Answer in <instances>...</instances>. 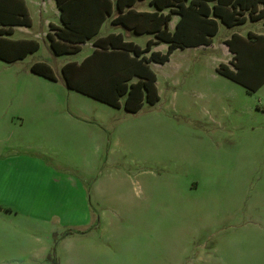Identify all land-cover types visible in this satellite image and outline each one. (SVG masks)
<instances>
[{
	"label": "rangeland",
	"instance_id": "rangeland-1",
	"mask_svg": "<svg viewBox=\"0 0 264 264\" xmlns=\"http://www.w3.org/2000/svg\"><path fill=\"white\" fill-rule=\"evenodd\" d=\"M24 2L30 27H18L8 38L33 39L38 49L13 64L0 61V104L8 114L25 115L48 180L86 186L96 176L102 199L99 206L93 203L98 230L114 242V250H85L80 259L72 250L69 264H264V84L247 93L217 72L221 63L230 66L221 41L232 29L219 21L211 47L178 49L163 64L151 62L159 100L131 113L65 87L61 65L80 62L91 44L53 54L44 35L47 22L59 24L53 1ZM236 31L264 34V23L249 20ZM108 32L140 47L150 37L126 36L107 22L98 36ZM166 48L160 44L155 50ZM32 61L45 62L54 81L31 73ZM46 127L49 136L42 135ZM194 181L199 187L188 196L176 190ZM145 191L157 196L151 201L160 209L139 219ZM43 193L49 230L55 231L51 249L18 250L19 263L63 264L58 242L66 228L55 224L53 216L60 213L44 188ZM127 232L143 233L140 247L123 249L127 240L120 234Z\"/></svg>",
	"mask_w": 264,
	"mask_h": 264
},
{
	"label": "trees",
	"instance_id": "trees-1",
	"mask_svg": "<svg viewBox=\"0 0 264 264\" xmlns=\"http://www.w3.org/2000/svg\"><path fill=\"white\" fill-rule=\"evenodd\" d=\"M137 1L54 0L60 25L50 24L51 32L45 34L50 51L55 55L74 53L86 41L93 47L80 62L61 65L65 87L111 107L137 112L144 102L155 104L159 100L151 62L165 63L176 48L211 44L218 32L217 19L231 27L243 23L246 14L253 21L264 17V0H149L154 7L150 12L135 10ZM173 15L179 19L170 30ZM107 18L134 35H153L154 40L148 39L140 47L124 40L120 33L97 36ZM30 24L23 0H0V60L12 62L37 50L38 43L33 39L6 38L13 26ZM159 43L167 45L165 52L153 50V45ZM226 45L235 53L231 61L234 69L221 63L217 72L239 83L248 93L255 92L264 84V36L250 32L242 38L233 34ZM28 69L44 79H55L43 61L31 63Z\"/></svg>",
	"mask_w": 264,
	"mask_h": 264
},
{
	"label": "crops",
	"instance_id": "crops-1",
	"mask_svg": "<svg viewBox=\"0 0 264 264\" xmlns=\"http://www.w3.org/2000/svg\"><path fill=\"white\" fill-rule=\"evenodd\" d=\"M51 1L54 3V0ZM110 1L112 3L114 0ZM148 1L149 0H139L135 2L133 8L137 11H154V7L150 6ZM261 7L262 6L260 5L259 8ZM248 16L249 15L246 14V20L241 24H245L250 20ZM178 19V15H173L169 23L170 30L174 29ZM217 21L219 23L218 19ZM250 21H262L264 23V17L259 20ZM106 22L112 26L124 29L120 25L111 24L110 18H107L102 24ZM46 24L48 27L47 32H51L49 28L50 24L53 26L60 25V23L55 25L50 22H47ZM241 24H235L229 27L232 30L221 41L225 56L227 57L226 60L230 64L231 67H229L231 69H234L231 61L233 60L235 53L229 50L226 41L231 39L233 34L242 38H247L250 32L264 36L262 33H256L253 31H247L245 34L237 32L236 29ZM18 27L25 28L27 26H13L12 32L9 35H6V38H8V36H10ZM125 31L127 33L126 36L132 34L127 30ZM46 33H44V35ZM147 35L150 36L148 39L154 40L153 35ZM122 38L124 39V37ZM88 42L91 44L90 41H86L81 45ZM160 44L165 43L153 45V50H155ZM211 45L212 43L209 45H198L186 48L205 49L211 47ZM92 48L91 45V50ZM178 49L181 48H176L174 51ZM32 53H28L27 55ZM27 55L22 59L12 62L0 61L6 64H13L19 60H23ZM33 62L36 61H32V63ZM27 109L28 106L25 105L22 110L26 113ZM52 129L54 131V128ZM41 131L43 136L50 135V130L47 127L45 129L41 128ZM32 135V127L25 121V115L23 113L13 112L8 114L7 107L0 104V264H29L27 261L19 263L17 255L18 250L51 249L50 234L55 235V231L50 232L49 230L51 217H49L50 213L48 212V201L44 202V199L46 198L43 193V188L46 191L47 196L50 195V197L53 198L54 206L57 207L58 212L60 213H53V217H56L55 224L57 225L61 222V226L66 228L58 242V250H64L65 254L63 264L70 263L71 259L69 257L72 250H74L73 254L76 259H80L79 255L81 252H85V250H88L89 253H94L95 250H114L112 248L114 246V242L111 240L112 237H109L107 233L101 232V228L98 230L100 219L94 210V205L99 206V202L102 201V199L100 201L98 199V193L101 191V188L95 183L97 179L96 176L92 179L91 183L86 186L58 184L55 180H48L46 176L47 164L43 162L41 157L34 153L36 149L34 150V136ZM54 136L60 137L59 134ZM36 148L39 149L38 146ZM34 173L36 174V179ZM93 180V185L95 186L91 189ZM43 183L44 186L42 187ZM51 184L54 186H50ZM198 187V182L194 181L184 184L176 190L178 191L180 189V194L188 196L190 192L198 189ZM156 197V195H148L146 191L143 192V195L138 202L137 213L139 219V216L143 217V215L151 212L154 214L155 212H159V202L151 201L152 198ZM149 202L155 204L153 209H151V204L146 206ZM100 204L106 206L107 203L103 202ZM102 208L106 209L105 207ZM110 213L112 214L113 210H110ZM120 235L127 240L122 246L124 250H135V248L140 247L144 240L142 237L143 233L141 232H127ZM38 260H40V257Z\"/></svg>",
	"mask_w": 264,
	"mask_h": 264
}]
</instances>
